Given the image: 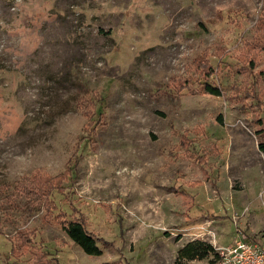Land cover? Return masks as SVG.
I'll return each mask as SVG.
<instances>
[{"label":"rangeland","instance_id":"obj_1","mask_svg":"<svg viewBox=\"0 0 264 264\" xmlns=\"http://www.w3.org/2000/svg\"><path fill=\"white\" fill-rule=\"evenodd\" d=\"M260 141L264 0H0V264L264 246Z\"/></svg>","mask_w":264,"mask_h":264},{"label":"trees","instance_id":"obj_2","mask_svg":"<svg viewBox=\"0 0 264 264\" xmlns=\"http://www.w3.org/2000/svg\"><path fill=\"white\" fill-rule=\"evenodd\" d=\"M206 92L207 94H210L215 97L221 96V89L212 87L211 85L208 84H206ZM259 149L261 152L264 153V141L259 142ZM73 169L75 168H71V175L73 174ZM54 192L59 193L57 189H54ZM60 211L63 212L62 210ZM63 214L65 213L63 212ZM63 222L65 223L62 224V229L66 232L68 237L74 243L80 246L81 249L87 255L90 256L102 255V250L101 248H99L97 241L87 231L86 227L81 221H65L64 219ZM210 256H213V259L209 264L215 263L220 257L219 252L211 244L197 240L188 243L185 247H183L179 251L178 258L175 264H196L194 262L203 261L209 258Z\"/></svg>","mask_w":264,"mask_h":264},{"label":"built area","instance_id":"obj_3","mask_svg":"<svg viewBox=\"0 0 264 264\" xmlns=\"http://www.w3.org/2000/svg\"><path fill=\"white\" fill-rule=\"evenodd\" d=\"M218 252L220 257L213 264H264V247L258 243L239 239Z\"/></svg>","mask_w":264,"mask_h":264},{"label":"crops","instance_id":"obj_4","mask_svg":"<svg viewBox=\"0 0 264 264\" xmlns=\"http://www.w3.org/2000/svg\"><path fill=\"white\" fill-rule=\"evenodd\" d=\"M262 247H264V246H262Z\"/></svg>","mask_w":264,"mask_h":264}]
</instances>
